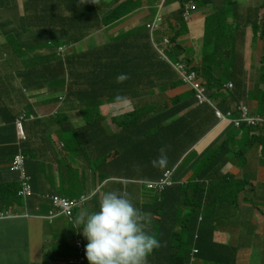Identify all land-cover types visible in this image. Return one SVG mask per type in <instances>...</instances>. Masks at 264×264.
I'll use <instances>...</instances> for the list:
<instances>
[{"label": "crops", "instance_id": "obj_1", "mask_svg": "<svg viewBox=\"0 0 264 264\" xmlns=\"http://www.w3.org/2000/svg\"><path fill=\"white\" fill-rule=\"evenodd\" d=\"M106 1L110 7L114 5V0ZM161 1L143 0L141 10L111 26L102 23L106 9L100 13L98 20L71 27L69 21L73 12L65 0H0V210L20 215L0 219V264H66V260L76 253V238L84 237L82 229L74 228L75 217L81 211L98 210L99 198L105 191L120 190L129 194L136 207L138 199H147L141 183L120 180L150 178L153 174L151 144L146 140L145 125L136 132L129 119L121 124L113 118L118 113L131 111V101L121 103L109 100L105 86L86 97L87 81L98 80L89 74L90 71L93 67L96 70L107 59L97 51L82 57L78 60L79 69L73 71L80 73V77H68V65L60 59L53 45L55 41H64L65 26L85 35L76 44H66V52L89 53L105 45L113 36L145 25L157 14ZM226 1L210 0L209 4L203 5L198 0L200 10L187 23L188 30L178 36V41L187 48L186 55L193 59L194 64L201 62L207 16ZM230 1L239 5L238 9L235 5L229 12V20L239 21L237 47L244 51L246 71V76L238 77L233 88L239 91L242 87L244 91L238 94L246 92L244 99L254 111H261L259 100L264 96V40L258 34L255 23L262 17L264 0ZM51 3L56 5L51 8ZM179 8L180 5L172 0L163 7V12L167 14L164 30L168 35L174 36L179 32L175 18L169 19ZM237 17L238 20L235 19ZM169 23L172 26L169 27ZM191 48L194 50L190 52ZM28 73L32 76L26 77ZM55 74L62 76L54 77ZM99 79L102 80V77ZM107 84L120 93L116 77ZM63 95L65 99L61 100ZM100 103V113L97 112L90 120L84 116L83 108L87 105L96 107ZM142 110L145 116L146 108ZM22 112L29 114L24 120L27 136L24 148L35 191L69 197L92 195L84 206L76 209L74 220L65 215L51 221L45 219L40 213L49 212L52 208L49 203L34 197L27 206L18 195L20 175L11 170L10 165L17 152L15 119ZM179 116L187 118L188 123L202 121L195 107L184 110ZM231 125L229 120L220 121L217 118L215 126L196 144L198 153H203ZM243 142L239 140V146ZM235 155L231 154V157ZM159 171L162 173V169ZM224 172L244 177L255 185L248 186L244 193L247 198L242 201L243 216L239 220L243 228L231 226L238 224L224 225L216 232L215 240L241 246L236 264H251L254 259L260 261L263 256L261 242L264 243V143L252 146L247 156L236 155L225 166ZM102 175H106L108 180L100 183ZM40 203L42 207L38 211L36 207ZM27 211L31 216L24 217ZM224 256L231 258L232 249L225 251ZM195 264L216 263L198 259Z\"/></svg>", "mask_w": 264, "mask_h": 264}, {"label": "trees", "instance_id": "obj_2", "mask_svg": "<svg viewBox=\"0 0 264 264\" xmlns=\"http://www.w3.org/2000/svg\"><path fill=\"white\" fill-rule=\"evenodd\" d=\"M65 2L73 12L69 21L71 27L98 20L100 13L106 9L108 10L104 13L102 23L107 26L114 25L141 10L144 5L143 0H114V5L111 7L103 0H65ZM208 2L209 0H204L202 3L206 5ZM55 5V3L50 4L51 8ZM235 5L238 9L239 5L235 1H229L215 8V11L207 16L201 62L194 64V68L207 79L212 97L219 101L224 110L230 106V98L234 99L238 92L244 90L241 87L239 91L235 89L224 91L225 82L237 81L238 77L246 76L244 51L237 47L239 21L230 22L229 20V12L235 8ZM171 18L177 20L179 32L174 35V46L167 53L176 60L187 51V48L178 41V36L181 32H186L188 27L182 10ZM260 23L258 30L264 38V14ZM255 27L258 28L257 23ZM64 32L66 36L64 41H55V45L62 42L77 43L85 36L84 33L73 31L72 28L65 26ZM150 36V31L145 24L113 36L105 45L93 49L92 51L101 53L107 61L96 70L93 67L90 71L89 74L97 77L98 80L97 82L94 79L87 81L86 97L95 94L103 86H105L104 91L107 97L111 100H123L131 95L130 98L135 101L136 111L121 118H129L136 132L145 125L144 133L147 142L151 144L153 159L159 155L157 150L160 147L167 146L166 168H168L194 142L202 138L216 124L217 119L213 108L206 104L195 107L202 121L192 125L187 120H183L181 126V120L177 118L182 110L195 106L194 91H183L175 94L176 96L169 93L183 83L171 63L160 54ZM193 50L191 48L190 52ZM88 55L89 53L86 56L81 54V57ZM77 58H80V54ZM190 60L192 62L191 58ZM66 62L69 66V57L66 58ZM121 73L127 74L129 78L120 83L119 93L112 90L111 85L107 83ZM31 76L32 73L26 75V77ZM68 77H80V73L70 74ZM83 77L88 76L83 75ZM100 77L102 80L99 79ZM242 94L243 92L239 95ZM140 96L147 97L138 98ZM142 106L146 108L145 116L142 108H139ZM259 106L264 112V96L259 100ZM97 112L100 113L99 107L85 108V114L89 120L95 117ZM20 116L27 118L29 114L22 112ZM250 131L251 128L245 131L242 138L243 145L238 149L236 136L239 130L232 127L203 152V155H199L192 149L195 143L190 147L192 151L176 168L175 178L178 182L175 185L168 187L162 193L147 188V199L137 200L139 208L150 214L148 231L155 233L162 244L148 257V264H192L190 260L195 246L200 249L197 258L204 261L216 264L237 263L239 247H234L233 256L227 259L224 252L229 250L226 248L229 246L218 243L215 240V234L224 225L241 222L239 220L243 216V210L237 206V203H241L243 192L239 191L250 182L244 178L233 177L234 174L224 173L223 168L231 160V154L241 153L246 156L252 146L264 143V134L251 135ZM195 156L197 160H191V157ZM155 168L152 166L153 174L150 179L157 178L160 174V171ZM192 169L194 171H191ZM190 171L193 172L191 177L184 181Z\"/></svg>", "mask_w": 264, "mask_h": 264}, {"label": "clouds", "instance_id": "obj_3", "mask_svg": "<svg viewBox=\"0 0 264 264\" xmlns=\"http://www.w3.org/2000/svg\"><path fill=\"white\" fill-rule=\"evenodd\" d=\"M169 1H171V0H162L161 3L159 4V10H158L157 14L155 15V17L153 19H151L150 21L146 22L145 24L147 25V27L150 31V34H151L150 37L153 40L154 45L156 46V48L158 49L160 54L167 61H169L171 63L173 68L179 74V77L183 83L182 86H180V87L186 86V90H183V91H194L196 104H195V106H192V107H199V106H204V105L208 104L215 111L216 119L218 118L220 121L229 120L232 123L231 127L235 128L236 130H239V132H238L239 134H238V136H236V139H237L236 147H237V149L241 147V146H239L238 141L243 140L242 138H243L244 134L246 133L245 131H249V128H251V131L249 132L251 135L264 134V125H254V124L249 123L247 120H242L240 124L237 123V120H240L243 118V111L241 109V106H243V105L248 107L250 115L260 116L264 119V112L254 111L252 109V107L248 104L247 100L244 99L243 95L246 92H243V94L241 96L239 95L241 93H239V94L237 93V95H239V96L235 95L233 102L231 101L232 98H230V106L228 107V109L224 110L220 106L219 101H217L216 99H214L212 97L211 90H210V87L208 85L207 79L205 77H203V75L200 73V71L198 69L194 68L193 59L191 58L192 59V62H191L190 57H188L186 55V52L183 53L182 56L176 60L172 59L169 56V54L167 52L169 49H171L174 46V43H175L173 41L174 36L166 34L168 32H166L164 30V27H166V20L165 19H166L167 14H165L163 12V7ZM172 1L177 2L180 5L179 11L182 10L183 17H184L186 23H189L193 19V17L195 16L196 12H198L200 10L198 0H172ZM203 1L204 0H200V3L203 4L202 3ZM229 1L230 0H227L222 5L226 4ZM209 3H210V0L207 4H209ZM193 5H195L196 7L193 8ZM262 7L264 8V3L262 5ZM188 10L190 11V15L187 17L186 13ZM179 11L177 13H179ZM263 14H264V11H263ZM263 14H262V17H263ZM171 16H173V15H170L169 19H172ZM262 17L260 18L259 21H257L258 28H256V30L258 31V34H260V36H261V31L258 29H259V26H261L260 21H261ZM206 21H207V18H206ZM233 21L234 20H232V21L230 20V22H233ZM155 22L158 23V26L155 28L151 27L150 24H154ZM176 23H177V26L179 28L177 20H176ZM169 27H170V23H169ZM167 31L170 32L171 30L168 28ZM261 38L264 40V38L262 36H261ZM63 43H65V42H62L59 45L54 44L53 47L55 48L57 53L60 55L61 58L60 57L59 58L63 62H66V58L69 57L68 75L74 74L73 71L79 69L78 60L82 59L81 54H82V56H86V54L88 52H82L80 54V58L78 59L77 58V55L79 54L78 51L75 50L72 53L66 52V48H67L66 44H76V43H65V44H63ZM93 53H96V51L89 52V55L93 54ZM262 59L264 60V57ZM179 63H183L185 65V70L188 73L196 72L197 81L200 82L201 85L205 88V92H206V95L208 97V100L201 101L199 99L197 88L193 84L187 82L185 80V77H184L182 71L180 69H178L177 65ZM198 64H200V63H198ZM56 75L61 76L60 74H55L54 77ZM128 78L129 77L127 76V74H124V73L118 74L116 77V83H118V84L123 83ZM228 81H230V82H228ZM234 82H235V80H227L224 84V86H225L224 91H231L232 90L231 88L234 87ZM233 89H235V88H233ZM172 90H174V89H172ZM170 91H169V93H170ZM183 91H181V92H183ZM178 93H180V92H178ZM171 95L176 96L175 94H171ZM60 98H61V100H64L65 96L63 95ZM138 98H141V97H138ZM109 100H111V99H109ZM127 100L131 101L133 109L131 111L118 113L117 115H115L113 117L114 119L117 118L121 124L126 123L125 119H122L121 117L127 116V115L136 111L135 101L133 99H131L130 97H127V96L123 100L119 99V100L113 101V102H121L122 103V102H125ZM101 106H102V104L100 103L96 107H91L90 105H87L85 108H87V107H91V108L99 107V108H101ZM143 107H145V106H142L139 108H143ZM85 108H83L82 111H83L84 116L87 117V115L85 114ZM187 109H184V110H187ZM184 110H182L181 113ZM260 110H262V109H260ZM218 111L222 112L223 116H220L218 114ZM26 119H28V117L23 118L20 115L15 119V123H16L17 129H18L17 152L14 154L13 159L11 161V165H10V169L13 171H17L20 175L21 186H20V189L18 191V195L24 200V202H25V204H27V206H28L30 199H32L34 197H37L41 202L49 203L52 206V208H50L49 212L46 214L40 213L41 216H43L45 219H48L51 221V220H54L56 217L65 215V216L71 218L72 220H74L76 209L84 206L89 201V199L91 198L92 195L82 194L78 197H69L66 195H60V194H56V193H50V192L37 193L35 191L34 183H33V176L30 173V171L28 169V165H27L28 154L24 148V141L27 138L25 130H24V120H26ZM126 119H129V118H126ZM177 120H181L180 124L182 126L183 120H187V118H182V117L178 116ZM197 123H198V121H195V122H192L191 124L196 125ZM245 127H249V128H245ZM240 134H242L241 138H239ZM204 136H202V138ZM202 138H200L197 142H194L192 145H194L195 143L197 144ZM196 144L192 148L195 151H197L195 149ZM259 145H262V144L259 143ZM190 147L187 149V151L178 160H176L173 163V165L171 167H168V168H166L168 165L167 146L160 147L157 150L159 155L155 159H152V161H151V163H152L151 166L158 168V170L162 169V173H160L157 178H154V179H150V178L135 179V178H132V179H120V180H128V181H131L133 183H141L145 187L144 188L145 191L147 188H151L153 190H156V191L162 193L168 187L173 186L178 182V180L175 178L176 168L184 161V159L188 155V153H190L192 151V149ZM18 155L24 156V161H25L24 167H25V172H26L25 176L23 175L22 169L14 168V161ZM199 155H203V154L199 153ZM152 157H153V154H152ZM191 160H193V161L197 160L196 156L191 157ZM232 161L233 160L231 158V160H229V162H232ZM225 166H224V168H225ZM224 168H223V172H224ZM191 171H194V169H192ZM190 172H189V174H190ZM231 174H233V173H231ZM188 175L184 178V181L188 180L191 177V175L190 176H188ZM233 177H238V176H236L234 174ZM240 178H244V177H240ZM244 179H246V178H244ZM106 180H108L107 176L102 175L100 178V183L105 182ZM246 180H248V179H246ZM248 181L250 183L246 187L242 188L239 191V192H243L241 195V203H237L238 204L237 206L240 207L241 209L243 207L242 201L245 200V198H247V196H244L245 191L247 190L248 186H254L255 185V183L253 181H251V180H248ZM55 197L68 199L70 201L75 202V205L72 208V212L68 213L62 207L56 205V203L54 201ZM41 207H42V205L40 203L37 205L36 209L38 211H41ZM12 216H20V215H18V214L15 215L14 213H12L10 211L0 210V219H6V218H10ZM23 216L29 217V216H31V213L29 211H27ZM149 223H150V214L143 212L139 208V205H138V207H136L129 194L122 192L120 190L105 191L99 198L98 210L81 211L75 217V220H74V226L75 227L74 228L82 229V235L87 239L88 243L86 242L84 237L78 236L76 238V242H75L76 253L66 260V264H148V257L153 253L154 250L159 249L162 246L160 240L157 238V235L155 233H150L148 231V224ZM235 224H238V225H231V226H239L240 229L243 228V226L241 225V222L235 223ZM81 226H82V228H81ZM221 229H219V230H221ZM258 229H259V227H257V230ZM240 236L242 237V232H241ZM245 240H247V238H245ZM220 244H224V245L229 246V247H226L227 249H234V247H239V250L241 249L240 245H231L230 243H220ZM239 250H238V252H239ZM199 253H200L199 247L195 246L193 249V254H192L191 260H190V262L192 264H195V262L198 259H201V258H197ZM201 260H203V259H201Z\"/></svg>", "mask_w": 264, "mask_h": 264}, {"label": "built area", "instance_id": "obj_4", "mask_svg": "<svg viewBox=\"0 0 264 264\" xmlns=\"http://www.w3.org/2000/svg\"><path fill=\"white\" fill-rule=\"evenodd\" d=\"M196 6L193 5V8H195ZM187 17L190 15V11L188 10L186 13ZM151 27L155 28L158 26V23L155 22L154 24H150ZM178 69H180L185 77V80L191 84H193L197 90H198V97L201 101H205L208 100V97L206 95L205 92V88L201 85L200 82L197 81V74L196 72H192V73H188L185 70V65L183 63H179L177 65ZM241 109L243 111V118L240 120H237V123L240 124L242 120H247L249 123L254 124V125H264V119L260 116H252L249 113V109L247 106L243 105L241 106ZM218 114L220 116H223L222 112L218 111ZM24 156L22 155H18L15 158L14 161V168H18V169H22L23 171V175H26L25 172V167H24ZM56 205L62 207L65 211H67L68 213L72 212V208L75 205V202L70 201L68 199H63V198H59V197H55L54 199Z\"/></svg>", "mask_w": 264, "mask_h": 264}, {"label": "rangeland", "instance_id": "obj_5", "mask_svg": "<svg viewBox=\"0 0 264 264\" xmlns=\"http://www.w3.org/2000/svg\"><path fill=\"white\" fill-rule=\"evenodd\" d=\"M104 1L107 2L106 0H104ZM185 87H186V86H184V88H183V87L176 88V89H174V90H171L170 93H171V94H176V93L181 92V91H183L184 89H186ZM261 245H262V253H263V256H262L261 260L259 261L258 259H254V260L251 262V264H264V243L261 242ZM256 246H258V245H257V243H256V241H255V245H254V247H256Z\"/></svg>", "mask_w": 264, "mask_h": 264}]
</instances>
